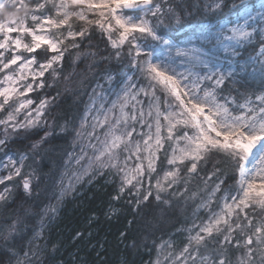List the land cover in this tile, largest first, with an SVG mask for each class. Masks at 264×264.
<instances>
[{
	"label": "snow or ice",
	"instance_id": "obj_1",
	"mask_svg": "<svg viewBox=\"0 0 264 264\" xmlns=\"http://www.w3.org/2000/svg\"><path fill=\"white\" fill-rule=\"evenodd\" d=\"M189 7L199 5L187 0H36L23 18L0 21V208L9 207L16 188L32 196L38 177L32 165L25 171L26 161L43 158L53 140L70 129L74 146L65 153L59 175L53 174V186L59 188L53 193L56 204L43 209L27 248L19 252L14 243L28 231L25 218L0 224V250L7 257L0 264H44L47 244L37 241L44 239L60 202L86 176L107 173L106 182L119 180L104 220L120 219L122 208L116 203L122 201L135 217L150 200L163 219L172 200L184 196L209 162L205 190L208 181H215L193 209L191 225L178 229L186 233V243L171 264H264V0H212L204 6L210 18L189 25L184 39L177 41L176 33L183 29L165 26L180 25ZM93 30L113 50L103 59L120 65L102 77L115 99L110 107L97 108V100L106 98L104 85L97 83L93 94L96 89L100 94L90 100L78 125H57L54 117L50 123L55 97L43 90L59 78L69 49H79ZM125 50L127 65L122 62ZM46 73L50 81L44 79ZM233 91L241 97L239 103ZM24 142L25 148L12 151ZM161 154L167 167L153 182ZM229 170L234 185L226 184ZM181 182L184 190L172 192ZM196 196L186 197L185 205ZM201 211L206 219L197 222ZM88 222L99 226L100 217L92 215ZM127 223L130 227L133 221ZM74 239L87 241L97 259H103L106 241L93 243L91 230L77 231ZM116 240L137 253L143 248L151 255L155 249L147 264L172 256L166 251L171 239L153 240L149 247L148 236L138 240L125 228Z\"/></svg>",
	"mask_w": 264,
	"mask_h": 264
},
{
	"label": "trees",
	"instance_id": "obj_2",
	"mask_svg": "<svg viewBox=\"0 0 264 264\" xmlns=\"http://www.w3.org/2000/svg\"><path fill=\"white\" fill-rule=\"evenodd\" d=\"M211 2L212 0H187L188 5L198 4L199 8L189 7L190 14H184L182 16L180 25L175 23L166 24V29L175 30L177 28H182V31L176 33V37L177 41L184 39L185 32L187 31L186 27L200 20L210 18V16L205 15L204 6L206 3L210 4ZM78 26V23L74 25V27ZM112 51L106 37L101 36L100 33L95 30L92 31L91 37L81 44L79 49H69L62 62L63 66L59 69V78L53 82V87H46L43 90L44 94L48 97H55L50 106L52 113L49 117L50 123L54 117L57 125L63 124L65 121H69L72 125L79 124L86 104L88 103L90 93L96 87L97 83L103 80V74L109 69L117 71L120 67L115 61L109 62L103 59L105 55H110ZM89 52H95L96 56H89ZM127 60L128 57L125 50L124 57L122 58L123 64L127 65ZM44 79L50 81V73H46ZM225 94L227 95V93H224V95ZM231 95L236 97L238 103L240 102L241 97L237 95L235 91H233ZM56 131L59 132L58 127ZM26 144L27 142L17 143L13 146L12 150L16 151L17 149H23L26 147ZM51 148H54L55 151H52ZM51 148L44 154L43 158L37 157L35 163L32 160L30 161L32 167L36 169V175L38 177V180L33 181L34 191L32 196H25L22 193V189L17 188V191H15V199L10 202L9 207L7 209L0 208V224H3L6 219L15 216H21L28 222V231L23 236L22 247L16 248L19 252L25 249L26 244L31 239L32 231L38 226L43 209L54 200L53 193L56 192L57 187H54L52 183L53 174L59 175L62 170L65 153L72 151L74 148L71 129L68 133L61 134L54 139ZM165 166L164 157L163 154H161V161L157 165V173L153 174V179L156 175L161 174L162 168ZM211 169V162H209L207 168L199 169L201 178L192 180L184 196L172 200L173 208L169 216L163 219H161L155 203L150 200L148 205L143 208L140 215L135 217L129 213L126 206H122V201L116 203L117 207L122 208L120 219H113L112 221L104 220L100 205L106 203V199L110 195L108 193L110 192H108L107 189H97V191L93 190L90 192L92 194L91 198H84L83 207L80 205L77 206L85 211L79 212L80 216L73 215L71 217L72 224L75 225V227L79 226L81 224L80 219L83 217L87 222L89 215L87 212L92 214V212L96 211L100 217V223L99 227L93 225V229L97 231L100 237L104 236V240L106 241L105 259L101 260L100 264H122L124 259L128 260V264H140L143 256H147L148 259H151V255L154 254L155 249H153L151 255H147V252L144 251L143 248H141L138 253L124 249L116 240L117 232L127 228L138 240L142 239L144 236H148L147 243L149 247H151L153 240L159 244L161 240H164L182 226L186 227L192 219L193 209L200 200L206 196L207 190L211 189L215 181V177H213V180L208 181V189L205 190L204 179ZM233 176L234 174L229 170L226 179L227 185H234L235 181ZM177 190H184L183 182L171 189L172 192H176ZM193 192L197 193L196 198L189 199L185 205V198L190 197ZM213 208H215V205H213ZM26 210L28 212L27 216H25ZM258 214L259 213H257V215ZM128 220L133 221L130 227L127 223ZM91 226L85 227L84 231H86L87 228L90 229ZM100 237L98 238L100 239ZM87 255H89V253H87ZM47 256H50V253H48ZM234 258L235 254H233V259ZM0 259H7L3 251L0 253ZM92 261L96 263L98 261L97 256Z\"/></svg>",
	"mask_w": 264,
	"mask_h": 264
},
{
	"label": "rangeland",
	"instance_id": "obj_3",
	"mask_svg": "<svg viewBox=\"0 0 264 264\" xmlns=\"http://www.w3.org/2000/svg\"><path fill=\"white\" fill-rule=\"evenodd\" d=\"M36 0H6L2 6L0 7V21H8L10 19L16 18L20 19L25 16L26 13H30L32 9L35 7ZM26 5V7H25ZM50 7V6H49ZM21 10V11H20ZM42 11H48V8L46 7ZM29 25H31V20L27 21ZM188 29V27H186ZM13 35H16L15 33ZM182 40V39H181ZM99 84L104 85V90L106 93V98L101 100H97V108L100 107L101 104H103L104 108L110 107V103L115 97L107 93L108 85L105 84L104 80L98 82ZM96 88V87H95ZM100 89H96V93L93 94V90L90 93L88 103L86 104L84 113L86 111V108L88 107L90 100L93 98V96H99ZM226 95V94H225ZM143 99V97H141ZM146 103V101H145ZM231 107V105H230ZM83 113V115H84ZM3 113H0V116H2ZM82 115V117H83ZM93 115H95V111L93 112ZM20 119H23V114H21ZM89 123H91V117H89ZM103 130H98L99 132H102ZM95 142V141H93ZM167 148V145H166ZM8 150L6 149V152ZM14 151V150H12ZM73 151V150H72ZM75 151L79 152V147H75ZM4 159V153H0V160ZM31 160L26 161V168L25 171L28 170L27 165H31ZM167 167V165L165 166ZM162 174V172H161ZM107 173H105L104 176L96 177L95 179H91V177H84V181L76 186V191L74 193L67 194L64 199L59 204V210L58 214L55 218V220L52 222L51 226L46 228L44 231V239L37 241V243L44 245L47 244L48 251L45 253V261L44 264H100L101 260L105 259V255L103 256V259L98 260L96 263L92 261L94 258H96V252L92 249L91 245L88 244L87 241L81 242L79 239H74L75 233L77 231L87 232L91 230L93 232V243L96 242V240H100L101 243H103L104 236L100 237L97 234V231H94L93 225L91 228H87L86 231H84L85 227L90 226L89 222L84 220V217L80 219L81 224L79 226H76L72 224V216L73 215H79V212L85 211L84 209L78 208L77 206L80 205L81 207L84 206L83 201L84 198H91L92 194L91 191H97V189L106 190L110 193V195L114 194L115 189L119 183L118 178L112 177L108 182H106ZM91 179V183H89V180ZM155 181V178L153 179V182ZM10 184L15 183V181L8 182ZM4 186L0 185V189H2ZM17 191V188L14 189V192ZM59 191V188L57 187L56 192ZM109 197L106 199V203H102L100 205V209L103 213L104 209L109 203ZM51 204H56V200L54 199ZM98 210V209H95ZM88 217L95 215L98 216L97 212H90ZM80 216V215H79ZM207 213L204 211H201L199 214V218L197 219V222H200V220L206 219ZM99 217V216H98ZM192 219L189 221L186 227L191 225ZM80 223V222H79ZM39 225V224H38ZM99 227V226H97ZM38 228V226L36 227ZM75 229V230H74ZM186 233L182 231H176L171 233L169 236H167L164 240L171 239L173 241L172 247L167 248V252H171L172 256H169L167 260H165L163 257H161V264H171L172 259L175 257L177 253L180 252V250L183 248V246L186 243L185 239ZM32 237V236H31ZM100 237V239L98 238ZM23 237H18L15 240V248L22 247ZM13 241H9L8 246H11ZM2 244V245H1ZM28 243L26 244L25 249L27 248ZM55 246V252H52L53 247ZM3 247V243L0 242V248ZM50 247V248H49ZM50 249V250H49ZM0 253H2V250H0ZM50 253V256H47V254ZM89 253V255H87ZM149 253L147 252V255ZM54 255L55 259H50V257ZM156 255V252H154L153 255H151V259H154ZM149 259L147 256H143L140 264H142V261L144 264H147V261Z\"/></svg>",
	"mask_w": 264,
	"mask_h": 264
},
{
	"label": "water",
	"instance_id": "obj_4",
	"mask_svg": "<svg viewBox=\"0 0 264 264\" xmlns=\"http://www.w3.org/2000/svg\"><path fill=\"white\" fill-rule=\"evenodd\" d=\"M6 0H0V7Z\"/></svg>",
	"mask_w": 264,
	"mask_h": 264
}]
</instances>
